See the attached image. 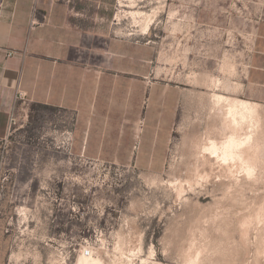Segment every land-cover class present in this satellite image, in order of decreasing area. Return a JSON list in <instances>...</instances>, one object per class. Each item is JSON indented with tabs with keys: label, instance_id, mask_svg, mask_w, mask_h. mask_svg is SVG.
Returning <instances> with one entry per match:
<instances>
[{
	"label": "rangeland",
	"instance_id": "1",
	"mask_svg": "<svg viewBox=\"0 0 264 264\" xmlns=\"http://www.w3.org/2000/svg\"><path fill=\"white\" fill-rule=\"evenodd\" d=\"M121 1L106 0L111 38L139 51L145 81L175 95L165 167L71 160L70 119L12 111L0 138V264H84L87 247L98 264H264V102L233 123L214 99L249 100L242 84L264 0H166L148 35ZM230 135L248 138L235 157L204 150Z\"/></svg>",
	"mask_w": 264,
	"mask_h": 264
},
{
	"label": "crops",
	"instance_id": "2",
	"mask_svg": "<svg viewBox=\"0 0 264 264\" xmlns=\"http://www.w3.org/2000/svg\"><path fill=\"white\" fill-rule=\"evenodd\" d=\"M106 6V0H0V138L12 111L70 119L74 142L65 154L71 160L158 172L175 126V95L145 81L139 51L111 38ZM242 85L248 101L264 102V21Z\"/></svg>",
	"mask_w": 264,
	"mask_h": 264
},
{
	"label": "bare ground",
	"instance_id": "3",
	"mask_svg": "<svg viewBox=\"0 0 264 264\" xmlns=\"http://www.w3.org/2000/svg\"><path fill=\"white\" fill-rule=\"evenodd\" d=\"M149 1L153 5L151 11L144 12L139 11V2ZM166 0H123L121 1V7L130 8L128 10H122L125 15H128L135 25L142 26V34L148 35L151 32V27L156 22V18L165 11ZM230 82V81H229ZM215 95V94H214ZM217 103H225L227 108V117L232 118V122H238L239 118H247L250 115H254L257 112V108L253 102L231 98L225 95L217 94L215 98ZM248 138L241 140V138L236 137V135H230L223 144L219 146L216 142L211 141L209 147H205L204 150H209L213 154L221 152V155L224 159H229L235 157L238 153L241 145H245V141ZM203 150V151H204ZM209 152V153H210ZM214 154V155H215ZM221 158V156H220ZM227 161V160H226ZM249 169V168H248ZM251 170V169H250ZM251 172V171H247ZM250 175V174H249ZM91 256V255H90ZM89 256V257H90ZM85 256H81V261L84 264H98V259H93Z\"/></svg>",
	"mask_w": 264,
	"mask_h": 264
},
{
	"label": "built area",
	"instance_id": "4",
	"mask_svg": "<svg viewBox=\"0 0 264 264\" xmlns=\"http://www.w3.org/2000/svg\"><path fill=\"white\" fill-rule=\"evenodd\" d=\"M37 12H38L37 8H34L33 10V24L34 25H37L39 23ZM24 98H25V95H23L22 93L18 95V99H21L25 102L26 100ZM65 133L67 135V140H66V143H64L63 148H66L65 150L70 152L72 145H73V140H74L73 132L66 131ZM91 252H92L91 249L88 247L84 249V254L86 256H90Z\"/></svg>",
	"mask_w": 264,
	"mask_h": 264
}]
</instances>
